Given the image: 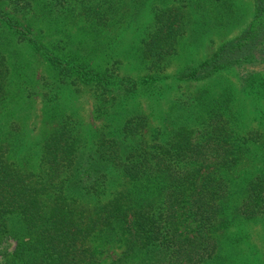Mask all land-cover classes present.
<instances>
[{
    "label": "trees",
    "instance_id": "obj_1",
    "mask_svg": "<svg viewBox=\"0 0 264 264\" xmlns=\"http://www.w3.org/2000/svg\"><path fill=\"white\" fill-rule=\"evenodd\" d=\"M251 4L240 32L175 72V80L204 84L192 101L173 98V112L148 132V113L131 98H160L162 66L180 45L202 43L214 26L234 21L232 1L0 0L2 264H205L225 228L264 216V106L257 105L264 100V0ZM147 7L149 27L130 49L147 70L136 78L92 65L67 47L83 43L71 33L64 41L48 33L68 17L100 30L136 20ZM38 60L54 77L39 92L52 122L39 135L26 119L34 98L23 94L45 80L31 65ZM232 68L239 84L216 88L213 78ZM62 87L97 96L99 128L79 127L60 108ZM239 94L254 101L256 126L240 125L244 112L232 107Z\"/></svg>",
    "mask_w": 264,
    "mask_h": 264
},
{
    "label": "rangeland",
    "instance_id": "obj_2",
    "mask_svg": "<svg viewBox=\"0 0 264 264\" xmlns=\"http://www.w3.org/2000/svg\"><path fill=\"white\" fill-rule=\"evenodd\" d=\"M230 1H232L233 7L237 12L236 15L234 14L236 16L233 19L234 21L226 26L220 24L214 26V28L205 33V39L202 43L193 44L190 47L178 45V50L162 66L160 73L166 88H164L165 91L161 89L163 94L160 95V98L155 97L157 99L155 101L154 96H148L143 93L131 98L132 107L137 106V109L148 113V132H151V129L159 123L158 120H161L166 112H173L167 111L173 110V98L192 101L193 92L204 84L203 80H175V72L184 64L195 63L199 59L206 57L218 44L235 36L250 22L252 18L251 0ZM150 15V9L147 7L136 20H122L111 27L103 26L100 30L88 28L82 24L81 20L77 21V18L68 17L61 22L63 25L59 26V29L54 30L51 28L48 33L51 35L52 32V37L61 38L63 41L66 40L67 33H71V37L74 40L80 38L83 43L70 41L67 47L71 45L74 50L83 53L92 65L100 68L106 67L109 68V71L136 78L146 73L147 70L132 57L130 49L132 44L149 27ZM46 32L47 30H45V34H47ZM28 53L27 49L23 48L22 59L27 58ZM31 65L35 66L37 76L46 75L44 81L40 79L39 83L36 84L35 82L36 85L34 87H28L23 93L34 98L35 113H31L26 119L32 128V132L39 135L41 131L52 127V122L44 119L48 113V101L44 102V97L39 92L49 89L50 85L46 87L45 81H50L54 77L45 60L42 62L33 61ZM213 80H216V84L212 82L216 88L225 83L235 86L239 84L237 71L233 68L224 70L220 75V79L215 77ZM12 87L18 91L20 89L17 81L12 82ZM52 91L55 92V89H52ZM57 93L59 94L60 108L75 115L79 127L94 131L101 126L102 121L96 116V110L94 109L98 101L95 94H92L86 88L76 92L71 87H62L57 90ZM16 96V100L19 101L21 94L18 92ZM254 105L255 103L250 96L239 94L236 97L232 107L236 113H239L240 110L241 113L244 112L242 115L243 122L240 123L241 126L250 128L257 125L258 119L251 112ZM257 105L258 107L264 106V100H259ZM153 106L157 108L154 111ZM18 109L22 116L23 111L20 109L19 104ZM220 239L216 256L205 264H264V216L235 221L220 233ZM5 242L9 243H6L8 245L7 250H11L14 241L8 239ZM4 245V242L0 245V264H2ZM110 250L112 254H116V252L120 251V248L115 246ZM109 259L102 260L99 264H107Z\"/></svg>",
    "mask_w": 264,
    "mask_h": 264
}]
</instances>
